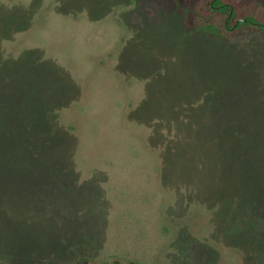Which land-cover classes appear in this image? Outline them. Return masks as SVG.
<instances>
[{"label": "rangeland", "instance_id": "1", "mask_svg": "<svg viewBox=\"0 0 264 264\" xmlns=\"http://www.w3.org/2000/svg\"><path fill=\"white\" fill-rule=\"evenodd\" d=\"M240 2L264 25V0ZM256 27L190 31L171 0H0V264H264Z\"/></svg>", "mask_w": 264, "mask_h": 264}, {"label": "trees", "instance_id": "2", "mask_svg": "<svg viewBox=\"0 0 264 264\" xmlns=\"http://www.w3.org/2000/svg\"><path fill=\"white\" fill-rule=\"evenodd\" d=\"M174 8L182 16L185 28L202 31L216 37L227 38L240 27H250L256 17L250 15V5H237L240 0H171ZM260 12L264 14V6ZM240 8L249 10L248 14L237 16ZM244 18L245 21L240 19ZM264 33V27L257 26Z\"/></svg>", "mask_w": 264, "mask_h": 264}, {"label": "water", "instance_id": "3", "mask_svg": "<svg viewBox=\"0 0 264 264\" xmlns=\"http://www.w3.org/2000/svg\"><path fill=\"white\" fill-rule=\"evenodd\" d=\"M240 20H241L242 22L245 21L244 18H242V19H240ZM253 25H255V26H259L260 24L253 23ZM260 26L264 27V25H260ZM76 264H89V262H88L87 260H81V261L77 262Z\"/></svg>", "mask_w": 264, "mask_h": 264}, {"label": "flooded vegetation", "instance_id": "4", "mask_svg": "<svg viewBox=\"0 0 264 264\" xmlns=\"http://www.w3.org/2000/svg\"><path fill=\"white\" fill-rule=\"evenodd\" d=\"M89 264H102V263H100V262H93V263H89ZM109 264H122V263H120L118 260L114 259Z\"/></svg>", "mask_w": 264, "mask_h": 264}]
</instances>
